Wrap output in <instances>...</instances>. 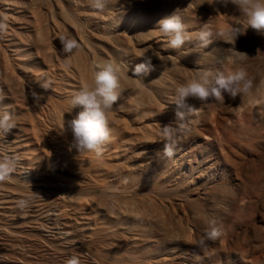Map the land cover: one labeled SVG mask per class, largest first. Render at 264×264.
Returning <instances> with one entry per match:
<instances>
[{
	"label": "bare ground",
	"instance_id": "obj_1",
	"mask_svg": "<svg viewBox=\"0 0 264 264\" xmlns=\"http://www.w3.org/2000/svg\"><path fill=\"white\" fill-rule=\"evenodd\" d=\"M173 14L193 37L210 30L211 43L169 48L156 27ZM0 22V112L17 121L0 152L19 159L0 184L6 264L73 256L80 264H264V36L231 6L204 0H116L103 12L87 0H0ZM232 29L244 33L235 40ZM60 36L79 48L64 54ZM234 56L246 57L235 67L253 79L251 95L188 97L177 118L176 87L235 70ZM148 57L150 74L134 75ZM103 60L125 77L108 113L110 138L99 154L79 152L71 132L59 131L80 110L69 112L72 93ZM166 125L177 129L170 155ZM27 194L34 199L21 213L16 201ZM213 223L222 230L216 241L205 239ZM201 239L206 247L194 243Z\"/></svg>",
	"mask_w": 264,
	"mask_h": 264
},
{
	"label": "clouds",
	"instance_id": "obj_2",
	"mask_svg": "<svg viewBox=\"0 0 264 264\" xmlns=\"http://www.w3.org/2000/svg\"><path fill=\"white\" fill-rule=\"evenodd\" d=\"M88 5L98 12H103L106 7L116 2V0H87ZM204 3L213 8H228L229 6L246 20L247 26H251L259 35L264 36V0H204ZM247 27V28H248ZM158 33L167 38L169 48L179 49L186 42L193 39L198 41L199 48H206L211 43L213 33L210 30L202 29L195 37L189 35L178 16L175 14L162 18L156 27ZM6 31V25L0 22V36ZM244 33V32H243ZM238 29H232L229 33L231 37L238 38L243 34ZM217 37L223 38L226 33L218 31ZM62 45V52L71 55L75 49L79 48L76 40L67 36L58 37ZM155 54V53H154ZM156 55V54H155ZM143 57V54H137ZM159 57V56H158ZM246 57L234 56L228 59V63L233 65L235 70L222 71L215 75L210 73H200L191 78H187L183 84L175 89L177 111L175 116L183 118V113L179 111L188 97L197 98L202 102L215 100L223 103L225 93L235 99L237 96H250L253 89V79L249 78L248 72L243 67H235L242 64ZM153 70L151 57L135 65L131 70L136 76H148ZM121 69L112 61H98L94 65V72L91 83L84 84L78 91L71 95L69 108H79L78 113L63 123L60 133L68 131L72 134V146L79 152L94 151L99 154L101 146L110 138L108 128V113L120 97L121 80L124 79ZM42 88L48 89L49 83L40 84ZM33 96L38 99L37 94ZM0 99H3L0 96ZM17 128V121L8 112H0V139H6L13 129ZM180 131H183L181 126ZM177 129L171 126H164L161 130V138L165 141L164 153L171 154V147L176 143L175 137ZM19 164L18 157L0 152V184L7 182L16 172ZM34 197L31 194L24 195L16 201L17 209L23 213L28 209ZM222 235V230L215 227L214 223L210 230L206 231L205 239L216 241ZM205 239L194 242L198 247H206ZM66 264H80L78 257L73 256L66 261Z\"/></svg>",
	"mask_w": 264,
	"mask_h": 264
},
{
	"label": "rangeland",
	"instance_id": "obj_3",
	"mask_svg": "<svg viewBox=\"0 0 264 264\" xmlns=\"http://www.w3.org/2000/svg\"><path fill=\"white\" fill-rule=\"evenodd\" d=\"M1 253V252H0ZM3 253H1L0 255H2ZM0 264H6V262H4L3 260L5 259L4 258V255H2V256H0ZM2 258H3V260H2Z\"/></svg>",
	"mask_w": 264,
	"mask_h": 264
}]
</instances>
